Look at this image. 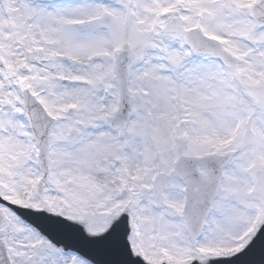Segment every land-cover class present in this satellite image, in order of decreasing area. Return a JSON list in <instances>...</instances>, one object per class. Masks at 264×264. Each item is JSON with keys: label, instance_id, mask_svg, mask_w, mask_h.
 Instances as JSON below:
<instances>
[{"label": "snow or ice", "instance_id": "1", "mask_svg": "<svg viewBox=\"0 0 264 264\" xmlns=\"http://www.w3.org/2000/svg\"><path fill=\"white\" fill-rule=\"evenodd\" d=\"M0 264H264V0H0Z\"/></svg>", "mask_w": 264, "mask_h": 264}]
</instances>
